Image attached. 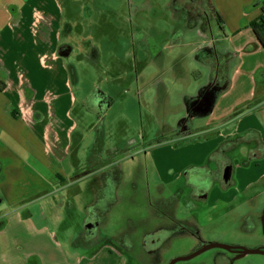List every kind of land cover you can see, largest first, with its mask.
<instances>
[{
    "label": "rangeland",
    "instance_id": "374dc122",
    "mask_svg": "<svg viewBox=\"0 0 264 264\" xmlns=\"http://www.w3.org/2000/svg\"><path fill=\"white\" fill-rule=\"evenodd\" d=\"M59 1L63 43L67 28L74 37L64 51L70 57L62 59L78 100L71 108L76 123L72 156L60 163L65 168L60 176L45 171L42 178L35 175L44 167L41 162L16 147L18 157L11 159L23 174L6 175L9 179L0 184V232L12 228L10 214L32 217L37 228L55 231L66 264H89L90 255L103 249L117 255L119 264H171L201 250L202 241L264 248V188L257 197L240 190V180L249 181L243 156L234 160L232 153L231 163L223 161L221 178L228 173L226 182L234 179L229 189L220 183L213 187L212 173L203 171L197 194L205 200L192 198L185 179L218 141L205 132L210 117L190 116V106L212 82V53L208 61L197 55L221 49L209 42L221 35L217 20L207 17L205 32L202 19L191 28L197 0ZM208 103L195 112H207ZM189 133L188 140L179 141ZM113 169L122 172V181L102 201L105 206L115 199L99 224L90 207L103 188L105 171ZM6 170L11 173L10 166ZM252 172L256 179L264 171L256 173L254 167ZM43 179L49 185L42 186ZM221 196L232 200L221 202ZM220 255L228 256L229 264H264L262 254L239 256L219 248L176 264H220Z\"/></svg>",
    "mask_w": 264,
    "mask_h": 264
},
{
    "label": "crops",
    "instance_id": "0c3cea01",
    "mask_svg": "<svg viewBox=\"0 0 264 264\" xmlns=\"http://www.w3.org/2000/svg\"><path fill=\"white\" fill-rule=\"evenodd\" d=\"M212 1L223 19L221 35L209 40L210 45L221 46L219 50L214 48L218 60L212 64L213 72L218 70L219 58H222L227 64L228 87L207 115L211 119L205 132L212 134L210 141L214 137L218 141L193 165L218 170L209 155L225 144L237 143L226 156L230 163L232 153L234 160L243 156L242 164L248 171L245 173L249 181L241 179L244 186L240 190L244 195L248 192L257 197L264 188V172L256 179L252 172L254 167L256 173L259 169L264 171V156L259 150L264 146V48L253 25L264 17V0ZM63 16L59 0H0V184L6 183L9 175L23 174L11 159L18 157L17 146L41 162L39 165L44 167L35 175L42 178L45 171L60 176V172H65L60 163L72 156L76 123L71 120V108L78 100L73 92V78L64 72L62 62L71 54L61 53V48L68 51L74 37L69 35L71 28H67L68 41L63 43ZM208 86L216 87L213 73ZM192 135L189 133L179 141L188 140ZM247 136L254 139L242 141ZM7 166L11 167L10 174ZM233 180L232 175L229 182L233 184ZM41 185L49 182L43 179ZM221 198V202L232 200ZM20 213L10 214L12 228L0 232V264H66L60 257L55 231L37 228L32 224V217H23ZM207 244L211 243L202 241L201 247ZM87 261L119 264L118 256L107 249L95 251Z\"/></svg>",
    "mask_w": 264,
    "mask_h": 264
},
{
    "label": "trees",
    "instance_id": "16d2710c",
    "mask_svg": "<svg viewBox=\"0 0 264 264\" xmlns=\"http://www.w3.org/2000/svg\"><path fill=\"white\" fill-rule=\"evenodd\" d=\"M197 3H200L199 6H195L193 9V12L195 13V19H192L191 14H190V19H189V25L191 28H196L198 27V22L199 20H203L201 27L204 30V24L205 22L208 20L207 17H211V15L217 20L219 29L222 31L223 29V19L221 14L219 13V11L216 9V7L213 4L212 0H197ZM190 13H192L190 11ZM253 29L254 32L257 36V39L259 41V43L261 44V46L264 48V17L260 20L259 23L254 24L253 25ZM61 53H64V48L63 51ZM212 53V57H213V62L217 63V54L216 52L213 51H209L208 49L206 51L201 50L199 52V54L197 55V58L201 61H208V59L210 58V55ZM64 55V54H63ZM219 67L218 70H214L213 72V81H215V86L217 87V91L215 92L214 96L212 97L213 102H211V105L209 107V109L207 110V112H202V113H193V108L192 105L190 106V113H191V117L193 114H195L196 117H201V116H207L210 114V112L212 111V109L214 108L215 102L217 100V98L219 97V95H221L228 87V80H227V64L226 62L223 61L222 58H219ZM214 87V88H216ZM212 87H208L206 90V92H208L209 90H211L213 92L214 88ZM205 92V93H206ZM201 98V97H200ZM199 98V99H200ZM198 102V101H197ZM197 103H195L193 105V107L196 106ZM250 139H254L250 136L245 137L242 141H249ZM258 139V138H257ZM241 141V142H242ZM237 143H228L225 144L224 146L221 147L220 150H218L217 152L214 153L213 158L211 157V161L216 162L218 167H219V171H211L209 169L208 166H203V167H192L190 169H188V171L185 173V176L187 177V186H189L190 188H192V193L191 196L194 200L196 201H200V200H205V198H201L200 196H198L197 194V189L198 186L204 181V177H203V171L205 172H210L212 173L211 177H212V182L214 183H220L222 187L224 188H229L231 187L232 182H226L224 183L221 178V174H222V167L224 164V160L227 161L228 157L226 156L227 152H229L230 150H232L235 145ZM259 150H261L262 156H264V146H260ZM230 162V161H229ZM247 165V164H246ZM192 173H195L196 177H197V183L196 184H190V176ZM122 172L120 170L117 169H113V170H107L105 171L104 174V185L103 188H100L97 190V201L90 207L94 209V213L91 212L89 213V215L92 217L93 214H95L96 212L98 213V216H100L99 218V224L103 223L105 221V216L108 214L112 203H114L115 199H109V204L103 206L102 205V201L106 198L107 195L113 194L116 189L119 187V184L122 181ZM113 192V193H112ZM164 204H166V201H164Z\"/></svg>",
    "mask_w": 264,
    "mask_h": 264
},
{
    "label": "water",
    "instance_id": "95a60500",
    "mask_svg": "<svg viewBox=\"0 0 264 264\" xmlns=\"http://www.w3.org/2000/svg\"><path fill=\"white\" fill-rule=\"evenodd\" d=\"M228 175H229L228 173H225V177L223 175L224 178H222V179H223L224 183H226ZM215 248L224 249V250H226V251H228L230 253H233V254H236V255H239V256H245V255H251V254H262V255H264V248L247 249V248H244V247H233V246L224 245V244H217V243L213 244L212 243V244H208V245L204 246L201 250H199L198 252L194 253L191 256L182 257V258H178V259L174 260L171 264H176L179 261L191 260V259L203 254L204 252L209 251L211 249H215Z\"/></svg>",
    "mask_w": 264,
    "mask_h": 264
},
{
    "label": "flooded vegetation",
    "instance_id": "af4514ba",
    "mask_svg": "<svg viewBox=\"0 0 264 264\" xmlns=\"http://www.w3.org/2000/svg\"><path fill=\"white\" fill-rule=\"evenodd\" d=\"M212 93L213 92L211 90H209L208 92L202 94L201 98L198 100L196 106L192 110L193 113H196L195 111H197V109L203 110L205 108V106H207L209 104L208 103L209 101L211 103V99H212V95L211 94ZM261 219L264 222V212H263V215H262ZM218 261L220 262V264H229V262H230V260L228 259V256H225V255H220Z\"/></svg>",
    "mask_w": 264,
    "mask_h": 264
}]
</instances>
